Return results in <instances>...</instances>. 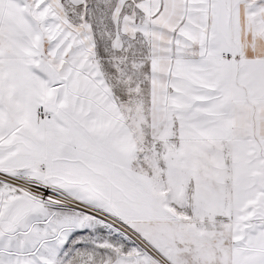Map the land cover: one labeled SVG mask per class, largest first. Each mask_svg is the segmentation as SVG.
<instances>
[{
    "label": "snow or ice",
    "instance_id": "obj_1",
    "mask_svg": "<svg viewBox=\"0 0 264 264\" xmlns=\"http://www.w3.org/2000/svg\"><path fill=\"white\" fill-rule=\"evenodd\" d=\"M0 264H264V0H0Z\"/></svg>",
    "mask_w": 264,
    "mask_h": 264
}]
</instances>
